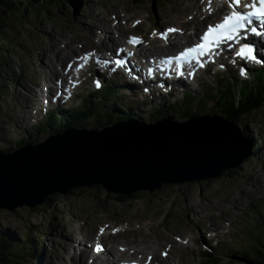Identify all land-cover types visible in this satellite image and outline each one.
I'll return each instance as SVG.
<instances>
[{"label":"rangeland","instance_id":"374dc122","mask_svg":"<svg viewBox=\"0 0 264 264\" xmlns=\"http://www.w3.org/2000/svg\"><path fill=\"white\" fill-rule=\"evenodd\" d=\"M199 3H201L200 0H193L189 3L185 0H75L74 3L73 0L71 3L73 5L69 10L59 11L58 9L56 11L51 7L50 10L44 13V11L36 12L27 8L25 13L21 15H9L7 25L3 28L2 33L0 29V39L5 38L0 41V52L9 49L7 54L3 55L4 58L0 57L2 66H5L3 69L0 68V154L2 153L5 156L10 154L8 148L12 147L5 143V139L14 137L18 130L17 127H21L30 121V118L36 114L40 100L36 90L31 86L30 78L25 76V79H20L15 75L18 68L23 70L25 74H33L37 80L52 81L57 71L61 72L59 64L63 65L67 57H75L79 52H83L85 48L91 51H101L100 43L97 41L98 37L107 32L111 34L112 39L121 41L123 39L121 30L123 29L141 32V48H144L145 45L149 47L155 45L154 51H160L163 49L162 46L165 45H161V38H158L157 42L156 40L153 41L151 23L143 21L146 15L151 21L160 23L159 27L162 28L168 23L179 25L180 23L174 21L184 20L182 25L187 26L179 30L174 39L177 43L181 40H191L192 30L202 25L205 20H200V15L192 17ZM115 15L121 19L113 26L112 17ZM140 17L143 22L141 21L139 25L132 27L133 20L131 19L134 18L135 20ZM104 20L108 21V24H103ZM115 27L119 29L118 32H116ZM181 31H184L186 36L181 34ZM181 36H185V38L180 39ZM12 78L15 82L11 81ZM91 86L90 78H88L83 87L88 89ZM80 90L81 87L72 89V92L76 93L68 103L73 99L77 100L75 96L79 94ZM11 93L18 96H13ZM16 97L17 100L23 99L27 103V113L23 107L24 103H17L15 101ZM124 98H116V106L122 103ZM105 108L103 106L95 108V110L104 111ZM127 109L117 108L116 110L124 112ZM6 112L8 113L6 114ZM263 115V113H260V116L256 117L255 121H251L250 124L252 132L256 133L254 139L259 140L260 143L263 141L262 146L260 145L261 151L259 148L255 157H251L252 153H250L240 164L238 163L239 165L237 164L238 166L236 165L237 167L230 166L229 168H235L234 174H222V176L220 174L227 168L220 172L223 167H219L212 170L211 179L205 183L200 182L203 181L200 177L209 172H193V175H196L194 178L186 175L182 176V174L179 176H166L168 178H179L175 179L177 181H173V183L168 182L166 186H162L154 192L147 193L143 190L139 192V196L135 198L126 197L124 200L114 198L105 189L100 190V193L96 190L84 189L62 194V196L47 205L42 206L39 204L40 206L36 211L31 210L28 207L30 204L26 202L14 206H10L13 204L10 203L8 206L5 205L6 207L0 206V231H6L11 236L13 235L12 237L16 243H28V247L31 248L33 253V255L26 254V260L30 264H99L98 260L95 261L96 263L91 262L88 253L82 248L80 249V246H73L72 251L63 245V243H70L73 240L85 244L87 248V233L91 234L92 228L77 227L85 232L81 235L79 231L73 230V226L78 222L77 219H88L87 216H93L90 221L96 224L100 220H107L106 217L110 215L127 218L131 222L130 227L132 230L129 229L125 238L131 244V247H129L131 250L137 248L134 247L135 245L163 248L166 239L157 233L158 221L173 217V219H178V224L168 231L170 236H167V239H171L176 245L173 252L179 254L177 260L181 262L183 260L185 264L186 260L187 264H200L199 257H201V253L200 246L197 243L199 238L196 232L197 227L200 232H205L204 235L206 236L214 230L219 231L218 224L224 225L228 221L232 222L234 215L244 210L248 198L252 194L264 192V134H261L264 131ZM173 117L174 119L180 118L179 116ZM14 121L17 125L13 123ZM84 123L88 127H96L91 119L86 120ZM94 132L100 133L99 131ZM46 136L47 134L42 131L36 135V140H42ZM247 151L248 148L246 147ZM237 161L233 162L232 165ZM105 177L90 178L87 180L88 182L80 183H92L105 178L104 181L107 184L108 180L112 181L113 175L108 174ZM197 178L199 179L195 180ZM186 179L189 180L182 181ZM50 182L53 183L52 180ZM74 183L77 182L71 184ZM71 184H63L60 187L63 191H66ZM138 184L141 187L146 185L141 182ZM79 185L81 187L89 184ZM136 185L125 186L124 184L115 183L113 185L114 189L108 188L115 191V188L117 190L123 188L128 192L137 187ZM84 187L90 188L91 185ZM55 188L57 186L53 185L48 190ZM229 189L231 190L229 191ZM185 206L191 207L192 222L189 216L185 214ZM132 211H135V216L129 215L127 217L126 214ZM153 211H157V213ZM75 215L76 219L74 218ZM225 231V229H222V232ZM236 232L232 223L225 233L230 234L234 239ZM40 233H45L43 237L44 248L40 247L37 251ZM186 235L189 236V241L184 243L185 238H187ZM232 242L233 240H228V243ZM255 243L252 241L251 245ZM231 253L233 255L224 258L226 264H245L238 250L233 249ZM30 255H32L31 258ZM99 255L105 257L102 253ZM110 258L112 259L111 256ZM112 260L117 262L116 259ZM170 261H176L172 254Z\"/></svg>","mask_w":264,"mask_h":264},{"label":"bare ground","instance_id":"6f19581e","mask_svg":"<svg viewBox=\"0 0 264 264\" xmlns=\"http://www.w3.org/2000/svg\"><path fill=\"white\" fill-rule=\"evenodd\" d=\"M62 133L38 146L0 156V173L5 165L12 174L10 178L0 174L1 197L7 196L11 202L39 200L50 186L63 191L61 185L76 179L88 182L108 174L113 177L107 186L113 189L115 183L137 184L138 188L139 182L151 188L166 176L212 174V170L236 162L249 146L235 123L217 116L179 124L167 119L148 126L120 123L100 133ZM64 170L70 174H62Z\"/></svg>","mask_w":264,"mask_h":264},{"label":"trees","instance_id":"16d2710c","mask_svg":"<svg viewBox=\"0 0 264 264\" xmlns=\"http://www.w3.org/2000/svg\"><path fill=\"white\" fill-rule=\"evenodd\" d=\"M72 1L73 0H0V29H1V33L3 32L2 31L3 28H5L7 25V22H8L7 18L9 15H14V16H18L19 14L21 15V14L25 13V10L27 8L33 9L36 12H40V11L43 12L44 11V13L47 12L48 10H50L51 7L53 9H56V11H58V9H59V11L69 10L70 7L73 5V4H71ZM74 3H75V0H74ZM44 13H43V15H44ZM4 39L5 38H1L0 41H3ZM0 44H1V42H0ZM2 55H3V51L1 50L0 56H2ZM0 62H1V59H0ZM0 68H2L1 64H0ZM0 79H1V77H0ZM204 96L211 97V98L215 99V101L211 104V107L209 108V109H211V111H209V112H211V113L219 112V113L225 115L226 117H229L233 120L239 121L243 127V130L248 129L246 127V124L251 122L250 120L253 121L255 119V118H253L255 113H257V111H259V109H261L264 106V96H263L261 91L260 92L250 91L245 96H243L242 97L243 99H241V100L233 99L234 97H232L230 95L226 96L225 98H220L216 95L211 96V94H208V93L205 94L204 93L201 96L198 95L196 97L197 99H193L191 97H186L183 100V105L179 106L177 109V113L179 114V116L180 117H188V116H193L195 114H199L201 112L206 111L207 109L205 107L207 106V103H203ZM88 109H89V106L87 104L86 109L83 112L81 110L80 111L79 110L78 111L70 110L68 113L65 114L62 122H60V123L59 122L57 123V121L53 122L51 120L43 121L39 125H37L35 132L33 130L32 136L36 135L37 132L39 133L41 131L49 133L50 129L52 130V132L58 133L62 129L70 127V126H76V127L82 126L81 123L84 122L82 120L88 118V112H86V111H88ZM89 112H93V111L89 110ZM108 112L105 111L101 114H94L92 116V120L95 122V126H102L104 122H106V123L110 122V117L113 118L115 115L113 116L112 112L109 113V115H108ZM128 112L129 113H125V114H123V112L118 113L117 117L118 118L119 117H125V116H127V114H133V111H128ZM166 112H167V110H165V107L155 106L152 108V111L150 112L149 115H150V117L155 118L157 116H164ZM7 113L8 112H6V114ZM2 114H3V112H2ZM103 115H105V117L106 116L107 117L103 119ZM115 121H117V120H115ZM108 125H110V124H108ZM250 133H251V131H250ZM30 135H31V133H29V132L22 134L21 138L26 137L25 140L22 141L21 138L15 140L14 144H12V145L8 144L9 146L12 147V148H8V149L15 150L20 145L24 146L27 143L31 142L32 141L31 138H33V139L36 138L35 136L32 137ZM255 135H256V133L250 134V136H251L250 139L253 143L252 150L256 151L258 149L259 143H258V141H256L254 139ZM248 151H249V149H248ZM255 151H251V153L255 154ZM234 172H235V168L227 167V169L223 173H221L220 175H222V174L223 175L224 174L230 175V174H234ZM200 178H202V180H203V181H200L202 183H205L206 181L211 179L210 177H208V178L200 177ZM198 179L199 178H197L195 180H198ZM187 180H189V179L182 180V181H187ZM165 181L160 180L158 182V184H155V186H152L151 188L145 186V187L138 188V189H132L128 192L126 190H121V189L117 190L116 188H115L116 191L109 189V188H107L108 186L106 187V185L102 181L92 182V183H89V185H83L81 187L79 184H83V183H75V184H71L66 189V191H63V192L62 191L60 192L59 190L47 191L46 194H44L38 200V202L31 203L30 205H28V207L31 210L36 211L40 205H42V206L47 205L48 203L52 202L56 198L62 196V194L73 193L74 190H84V189H91L93 191L96 190L99 193H100V190L105 189V191L107 193L109 192L112 196H114V198L116 197L117 199H120V200H124L126 197L135 198V197L140 195V193H139L140 191L145 190L143 192H147V193L151 192V191L154 192V191L158 190L160 187L166 186L168 181L167 182H165ZM169 183H173V182H169ZM90 185H91L90 188L84 187V186H90ZM80 192H82V191H80ZM110 194H108V195H110ZM128 194H129V196H128ZM12 236L9 233H7L6 231H3V232L0 231V264H30L26 260L27 259L26 254H32L33 255V253L31 252V248L28 247V243L27 242L16 243ZM258 238H259L260 245H258V247H256L252 251L246 252L247 256L243 257L245 264H264V242L262 241V239L264 238V233H260ZM39 243H41V241H39ZM37 248L39 249V247H37ZM38 249H36V250H38ZM32 255H30V258L32 257Z\"/></svg>","mask_w":264,"mask_h":264},{"label":"snow or ice","instance_id":"6c2138e0","mask_svg":"<svg viewBox=\"0 0 264 264\" xmlns=\"http://www.w3.org/2000/svg\"><path fill=\"white\" fill-rule=\"evenodd\" d=\"M230 6L239 8L242 4V0H228ZM243 7L248 9L247 11H232L227 14L221 23L215 25H209L207 31L201 36V43L194 45L191 48L185 49L176 57H169L165 61L171 65L174 61L178 62L180 68H183L185 63H197L202 66L201 58L209 55L214 47H218L219 44L225 40L236 39L241 29H245L248 25L253 24V18L264 23V0H251L250 3H244ZM253 33L257 32L255 27L250 29ZM177 31L176 29H168L162 34L164 38H167L168 33ZM155 35V34H154ZM132 43L138 42L136 38H132L130 41ZM255 49L253 46L245 45L239 55L247 56L251 59L258 60L255 54ZM86 59V58H85ZM264 62V61H262ZM116 63L121 64V61H116ZM183 75V71H180ZM242 74H244L242 72ZM101 250L100 246H97V251Z\"/></svg>","mask_w":264,"mask_h":264},{"label":"water","instance_id":"95a60500","mask_svg":"<svg viewBox=\"0 0 264 264\" xmlns=\"http://www.w3.org/2000/svg\"><path fill=\"white\" fill-rule=\"evenodd\" d=\"M192 119H198V118H192ZM189 120H191V119H189ZM189 120H187V121H189ZM187 121H184V122H187ZM128 122H139V121H136V120H134V119H132V120H129V121H125V122H121V123H128ZM184 122H179V123H184ZM229 122H233V121H229ZM139 123H142V122H139ZM175 123V122H174ZM177 123V122H176ZM179 123H177V124H179ZM236 124L237 126H238V129H239V131H240V133H241V135L244 137V135H243V133H242V130H241V127H240V125L237 123V122H233V124ZM117 124H120V123H117ZM144 124V123H143ZM116 125V124H115ZM115 125H113V126H115ZM144 125H146V124H144ZM153 125H155V124H153ZM113 126H106V127H104V128H102L99 132H102L103 130H105V129H110V128H112ZM146 126H148V125H146ZM68 130H70V129H68ZM71 130H73V129H71ZM66 131V130H65ZM74 131H78V130H74ZM80 131H86V132H94V131H91V130H89V129H82V130H80ZM64 132V131H63ZM63 134V133H62ZM62 134H60V135H62ZM59 134H56V135H51V136H49L48 138H46L45 140H47V139H49L50 137H55V136H60ZM45 140L43 141V142H40V143H38V144H36V145H29V146H33V147H35V146H38V145H40V144H42V143H44L45 142ZM246 140H248V139H246ZM28 146H26V147H24V148H27ZM24 148H22L23 150H25ZM247 148L249 149V146H247ZM22 149H20V150H22ZM20 150H18V151H20ZM22 150V151H23ZM17 152V151H16ZM21 152V151H20ZM248 153H249V151L248 152H246L241 158H238V161H237V163H235V164H230V165H228V166H226V167H224V168H222L221 170H220V172L223 170V169H225V168H227V167H230V166H236L238 163H240L247 155H248ZM0 156H5L4 154H0ZM7 165V164H6ZM2 172L0 173V174H4V176H5V178H10V176H12V174L10 173V169L8 168V166H5L4 165V167H2ZM65 172V173H64ZM68 172L69 171H62V174H68ZM69 174H70V172H69ZM219 174V173H218ZM102 177H105V176H102ZM203 178H208V177H212V175L211 174H206L205 176H202ZM106 178V177H105ZM104 178V179H105ZM179 177H176V178H172L171 180H167L168 178H162V179H160V180H163V181H165V182H175V181H177V180H175V179H178ZM104 179L103 180H101V179H99L100 181H102L105 185H106V187H107V184H106V181H104ZM3 180H4V177H3ZM160 180H158L157 182H156V184H158V182L160 181ZM77 182V183H80V182H86V181H82L80 178L79 179H76V180H74V182ZM108 182V181H107ZM75 184V183H74ZM83 184H85V183H83ZM86 184H89V183H86ZM146 186V185H145ZM144 186V187H145ZM108 188V187H107ZM140 188H142V187H140ZM117 189V188H116ZM120 189V188H119ZM134 189H138V188H134ZM54 190H60L59 189V187H57V188H55V189H53L52 191H54ZM47 191H49V190H44L43 192H42V196L44 195V194H46V192ZM41 196V197H42ZM2 198V199H1ZM10 199L7 197V196H0V206L2 207H6V206H8V204H10V202H11V200L9 201ZM18 202H16V201H14V202H11V203H13L12 205H10V206H14V205H21L22 203H24V202H28V201H20V200H17ZM32 201V200H31ZM36 202H38V200H34V201H32V202H28L27 204H31V203H36ZM40 202V201H39ZM6 205V206H5Z\"/></svg>","mask_w":264,"mask_h":264}]
</instances>
